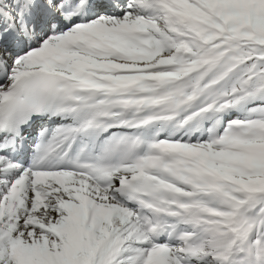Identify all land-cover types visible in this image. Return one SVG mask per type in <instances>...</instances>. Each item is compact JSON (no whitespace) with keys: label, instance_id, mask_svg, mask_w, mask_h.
<instances>
[{"label":"snow or ice","instance_id":"snow-or-ice-1","mask_svg":"<svg viewBox=\"0 0 264 264\" xmlns=\"http://www.w3.org/2000/svg\"><path fill=\"white\" fill-rule=\"evenodd\" d=\"M0 264H264V0H0Z\"/></svg>","mask_w":264,"mask_h":264}]
</instances>
